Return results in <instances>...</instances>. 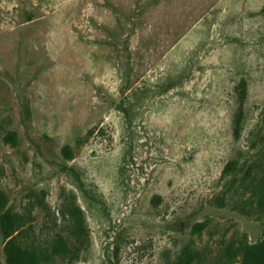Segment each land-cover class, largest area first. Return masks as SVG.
<instances>
[{"label": "rangeland", "instance_id": "1", "mask_svg": "<svg viewBox=\"0 0 264 264\" xmlns=\"http://www.w3.org/2000/svg\"><path fill=\"white\" fill-rule=\"evenodd\" d=\"M263 175L264 0H0V264H226Z\"/></svg>", "mask_w": 264, "mask_h": 264}, {"label": "trees", "instance_id": "2", "mask_svg": "<svg viewBox=\"0 0 264 264\" xmlns=\"http://www.w3.org/2000/svg\"><path fill=\"white\" fill-rule=\"evenodd\" d=\"M64 157L66 159L72 158V151L67 147L64 150ZM236 160L231 161L225 168L224 174H229L236 169ZM252 168L248 172V176H251ZM255 182H251L252 190L259 198L261 208L264 207V175L259 179H255ZM3 198L0 195V206L2 205ZM3 209V208H2ZM4 230L10 238V246L16 252L15 264H38V257L34 252H30L24 247V243L21 240L22 231L20 230L19 218L8 211L5 215V222L3 224ZM235 248L236 254H227L224 258L227 259L226 264H264V241L257 242L255 244L250 243H237ZM59 250H56L58 252ZM188 264H193L196 256L189 254ZM224 264V263H223Z\"/></svg>", "mask_w": 264, "mask_h": 264}]
</instances>
